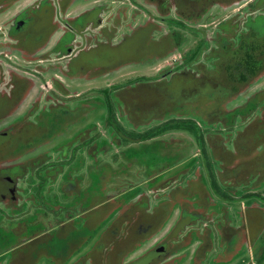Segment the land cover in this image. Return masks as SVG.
Segmentation results:
<instances>
[{"label": "flooded vegetation", "instance_id": "af4514ba", "mask_svg": "<svg viewBox=\"0 0 264 264\" xmlns=\"http://www.w3.org/2000/svg\"><path fill=\"white\" fill-rule=\"evenodd\" d=\"M0 264H264V0H0Z\"/></svg>", "mask_w": 264, "mask_h": 264}, {"label": "rangeland", "instance_id": "374dc122", "mask_svg": "<svg viewBox=\"0 0 264 264\" xmlns=\"http://www.w3.org/2000/svg\"><path fill=\"white\" fill-rule=\"evenodd\" d=\"M136 92H130V91H125L124 93V103L127 105L126 110H129L132 107L138 108L139 104L141 105L140 115H146V113H150L151 110H153L152 106H147V105H155V99L154 100H144L143 102H140V99L135 96ZM146 111V113H144Z\"/></svg>", "mask_w": 264, "mask_h": 264}]
</instances>
